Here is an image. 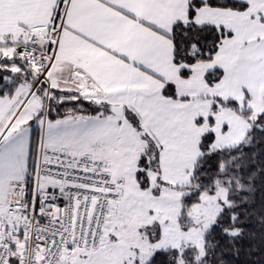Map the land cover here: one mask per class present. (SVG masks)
<instances>
[{"label":"snow or ice","instance_id":"snow-or-ice-1","mask_svg":"<svg viewBox=\"0 0 264 264\" xmlns=\"http://www.w3.org/2000/svg\"><path fill=\"white\" fill-rule=\"evenodd\" d=\"M0 264H264V0H0Z\"/></svg>","mask_w":264,"mask_h":264}]
</instances>
